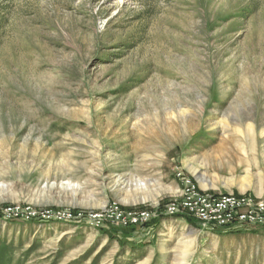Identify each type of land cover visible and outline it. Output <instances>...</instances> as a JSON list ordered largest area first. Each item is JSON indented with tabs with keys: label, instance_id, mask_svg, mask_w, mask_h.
<instances>
[{
	"label": "rangeland",
	"instance_id": "rangeland-1",
	"mask_svg": "<svg viewBox=\"0 0 264 264\" xmlns=\"http://www.w3.org/2000/svg\"><path fill=\"white\" fill-rule=\"evenodd\" d=\"M179 172L264 201V0H0V212L158 210ZM117 231L0 218V264H264V229Z\"/></svg>",
	"mask_w": 264,
	"mask_h": 264
},
{
	"label": "built area",
	"instance_id": "built-area-1",
	"mask_svg": "<svg viewBox=\"0 0 264 264\" xmlns=\"http://www.w3.org/2000/svg\"><path fill=\"white\" fill-rule=\"evenodd\" d=\"M180 197L158 210L128 211L112 203L100 211L89 213L70 209H37L30 206H10L0 212L4 222L21 221L41 224H75L95 230L111 226L117 230L134 229L132 239L140 238L149 227L161 219H193L208 231H246L264 229V201H253L234 195L216 196L201 193L191 178L179 172Z\"/></svg>",
	"mask_w": 264,
	"mask_h": 264
},
{
	"label": "trees",
	"instance_id": "trees-1",
	"mask_svg": "<svg viewBox=\"0 0 264 264\" xmlns=\"http://www.w3.org/2000/svg\"><path fill=\"white\" fill-rule=\"evenodd\" d=\"M191 221H193L194 223H196L193 219L190 218ZM197 224V223H196ZM128 232V233H127ZM134 232V229H124V230H118L115 235V237H117L118 239L122 240L123 238H125V234H129V237L132 235V233Z\"/></svg>",
	"mask_w": 264,
	"mask_h": 264
},
{
	"label": "crops",
	"instance_id": "crops-1",
	"mask_svg": "<svg viewBox=\"0 0 264 264\" xmlns=\"http://www.w3.org/2000/svg\"><path fill=\"white\" fill-rule=\"evenodd\" d=\"M179 190H180V188L177 190V192H178ZM153 224H154V223H153ZM153 224H152V225H153ZM153 228H154V227H153ZM153 228H152V229H153Z\"/></svg>",
	"mask_w": 264,
	"mask_h": 264
}]
</instances>
